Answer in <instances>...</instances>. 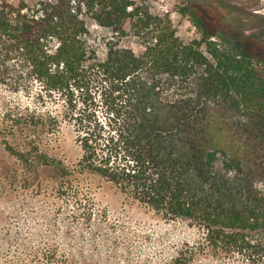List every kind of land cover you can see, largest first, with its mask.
Here are the masks:
<instances>
[{
    "label": "trees",
    "instance_id": "obj_1",
    "mask_svg": "<svg viewBox=\"0 0 264 264\" xmlns=\"http://www.w3.org/2000/svg\"><path fill=\"white\" fill-rule=\"evenodd\" d=\"M90 18L109 30L104 58ZM245 36L232 25L183 41L169 14L133 0H0V72L22 59L63 97L83 163L157 211L196 220L215 252L264 264V63Z\"/></svg>",
    "mask_w": 264,
    "mask_h": 264
},
{
    "label": "rangeland",
    "instance_id": "obj_2",
    "mask_svg": "<svg viewBox=\"0 0 264 264\" xmlns=\"http://www.w3.org/2000/svg\"><path fill=\"white\" fill-rule=\"evenodd\" d=\"M133 1L169 14L183 41L233 25L264 63V0ZM89 25L104 58L109 30L92 18ZM212 38L224 46L219 34ZM132 45L143 50L135 34ZM28 70L11 59L0 72V264H255L215 252L196 220L165 215L87 167L82 131L63 97Z\"/></svg>",
    "mask_w": 264,
    "mask_h": 264
}]
</instances>
